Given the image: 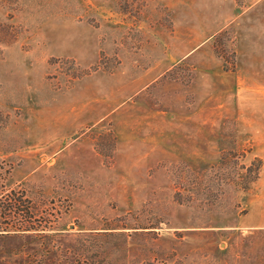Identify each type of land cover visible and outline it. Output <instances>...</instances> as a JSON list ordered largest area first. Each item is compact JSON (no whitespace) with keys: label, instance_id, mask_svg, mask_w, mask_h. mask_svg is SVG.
<instances>
[{"label":"rangeland","instance_id":"rangeland-1","mask_svg":"<svg viewBox=\"0 0 264 264\" xmlns=\"http://www.w3.org/2000/svg\"><path fill=\"white\" fill-rule=\"evenodd\" d=\"M0 264H264V0H0Z\"/></svg>","mask_w":264,"mask_h":264},{"label":"trees","instance_id":"trees-1","mask_svg":"<svg viewBox=\"0 0 264 264\" xmlns=\"http://www.w3.org/2000/svg\"><path fill=\"white\" fill-rule=\"evenodd\" d=\"M2 231H4V230H2ZM26 231H28V230H26Z\"/></svg>","mask_w":264,"mask_h":264}]
</instances>
